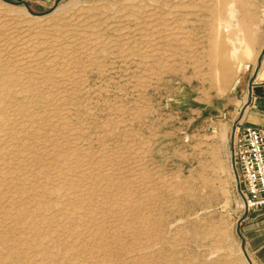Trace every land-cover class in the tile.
<instances>
[{
    "label": "rangeland",
    "instance_id": "374dc122",
    "mask_svg": "<svg viewBox=\"0 0 264 264\" xmlns=\"http://www.w3.org/2000/svg\"><path fill=\"white\" fill-rule=\"evenodd\" d=\"M24 1L49 11L0 0V264H249L232 133L264 0Z\"/></svg>",
    "mask_w": 264,
    "mask_h": 264
},
{
    "label": "crops",
    "instance_id": "0c3cea01",
    "mask_svg": "<svg viewBox=\"0 0 264 264\" xmlns=\"http://www.w3.org/2000/svg\"><path fill=\"white\" fill-rule=\"evenodd\" d=\"M242 79L244 87L237 109V125L264 129V43L257 62L246 66ZM240 230L246 252L264 264V206L245 211Z\"/></svg>",
    "mask_w": 264,
    "mask_h": 264
},
{
    "label": "built area",
    "instance_id": "2783aa9c",
    "mask_svg": "<svg viewBox=\"0 0 264 264\" xmlns=\"http://www.w3.org/2000/svg\"><path fill=\"white\" fill-rule=\"evenodd\" d=\"M232 151L246 211L264 206V129L236 127L232 133Z\"/></svg>",
    "mask_w": 264,
    "mask_h": 264
},
{
    "label": "bare ground",
    "instance_id": "6f19581e",
    "mask_svg": "<svg viewBox=\"0 0 264 264\" xmlns=\"http://www.w3.org/2000/svg\"><path fill=\"white\" fill-rule=\"evenodd\" d=\"M25 45H26V44H25ZM21 51H23V50H21ZM21 51H20L19 53H21ZM25 51H26V50H25ZM25 51H23V53H22L23 56H22L21 58L19 57L20 59H22V60H23V59L29 60V59H31V57L34 58L33 56H31L32 54H30L31 51H30V52H28L29 50H28L27 52H25ZM31 53H32V52H31ZM22 54H21V55H22ZM34 54H35V53H34ZM34 54H33V55H34ZM21 55H20V56H21ZM20 59H19V60H20ZM34 59H35V58H34ZM26 60H25V64L27 63ZM30 61H33V60H30ZM35 61H36V60H35ZM28 62H29V61H28ZM29 63H30V62H29ZM9 73H10V72H9ZM5 74H6V73H5ZM5 74H4V75H5ZM11 74H12V73H11ZM7 79H8V78H7ZM8 83H9V82H8ZM2 108H3V107H2ZM0 109H1V108H0ZM22 109H23V108H22ZM22 109H21V110H22ZM2 111H3V110H2ZM1 113H2V112H0V122H1L2 124H7L8 121L5 119L4 115L1 114ZM4 113H5V112H4ZM21 113H22V112H21ZM3 126H4V125H3ZM23 144H24V143H23ZM3 149H4V148H3ZM4 151H5V150H4ZM2 152H3V151H2ZM9 152H10V151H9ZM39 156H40V155H39ZM61 157H62V156H61ZM63 159H64V158H63ZM2 175H3V174H2ZM4 177H5V176H4ZM40 201H41V200H40ZM36 202H37V201H36ZM43 202H44V201H43ZM43 202H42V204H44ZM39 204H40V202H39ZM36 208H37V207H36ZM19 211H20V210H19ZM23 213H24V211H23ZM43 222H44V221H41V222H39V223H38V222H34V223H32V222L29 221V223H27V226H28V227L31 226V228L33 227L34 229H37L38 226H39V224H40V223H43ZM44 223H45V222H44ZM18 239L22 240V239H24V238H23V236H19ZM16 255H17L18 257H22V256H23V254H22L21 252H19V251L17 252ZM246 262H247V261H246Z\"/></svg>",
    "mask_w": 264,
    "mask_h": 264
},
{
    "label": "water",
    "instance_id": "95a60500",
    "mask_svg": "<svg viewBox=\"0 0 264 264\" xmlns=\"http://www.w3.org/2000/svg\"><path fill=\"white\" fill-rule=\"evenodd\" d=\"M3 1L6 2V3H9V4H12V5H23V6L25 7V9L27 10V12H29V13L32 14V15H43V14H45V13H47V12L49 11V10H48V11H44V12H34V11L31 10L29 4H28L26 1H24V0H21V1H15V0H3ZM59 1H60V0H56V1L54 2V6H55ZM54 6H53V7H54ZM237 231H238V229H237ZM241 250H242V253H243L245 259L247 260V262H248L249 264H252L251 259L249 258L248 254L246 253V250H245V248H244L243 240H242V242H241Z\"/></svg>",
    "mask_w": 264,
    "mask_h": 264
}]
</instances>
